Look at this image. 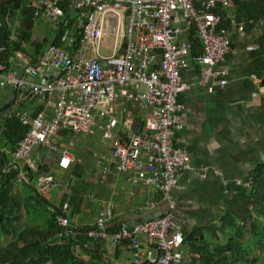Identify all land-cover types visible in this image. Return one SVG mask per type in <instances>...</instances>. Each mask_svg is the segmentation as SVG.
Instances as JSON below:
<instances>
[{
    "label": "built area",
    "instance_id": "1",
    "mask_svg": "<svg viewBox=\"0 0 264 264\" xmlns=\"http://www.w3.org/2000/svg\"><path fill=\"white\" fill-rule=\"evenodd\" d=\"M34 3L35 27L42 21L61 24V28L70 25L73 33L69 35L65 29L56 46L49 45L31 57L14 53L22 63L19 72L7 70L0 61V87L20 90L19 98L31 101L26 113L19 116L24 135L10 153L3 172L26 167L40 173L36 189L44 195L50 185L53 187L50 166L56 165L60 172L80 166L82 159L69 150L74 139L99 132L110 153L106 167H102L106 156L96 157L101 183L111 173L126 176L132 186L151 188L166 202V210L162 216L129 227L114 221L115 206L108 203L90 228L80 232L71 226L69 202L62 194L50 209L60 211L56 243L82 235L87 241L84 249L89 242H101L127 251L129 264H179L184 238L174 222L171 193L183 191L178 177L192 171L186 151L172 146L174 129H181L178 97L188 90L179 72L194 63L198 66V85L209 93L226 85L225 72L219 66L229 50L230 37L219 26L227 20L238 32L244 30V24L235 21L233 1ZM61 4L69 9L66 15ZM191 31L201 46V54L196 57H190L192 44L179 40L181 33L188 35ZM107 36L112 37L110 45L106 44ZM119 37L123 38L120 45ZM102 49L111 54H101ZM3 52L0 47V56ZM33 150L37 154L31 157ZM18 181H24L20 171ZM249 184L234 181L236 187L248 188ZM223 185L226 189L228 183ZM84 199L89 201L93 196L84 195ZM155 206L156 202L149 199L141 209L152 210ZM113 225L116 229L109 231Z\"/></svg>",
    "mask_w": 264,
    "mask_h": 264
},
{
    "label": "crops",
    "instance_id": "2",
    "mask_svg": "<svg viewBox=\"0 0 264 264\" xmlns=\"http://www.w3.org/2000/svg\"><path fill=\"white\" fill-rule=\"evenodd\" d=\"M54 29L52 24L39 22L32 34L31 45L36 47L41 44L42 39L48 38ZM225 30L230 37V47L219 66L225 72L226 85L223 88H216L209 93L205 87L199 86L198 66L194 63H189L187 68L180 69L179 72L181 80L188 85V90L178 97V103L182 107L179 113L181 129H174L172 146L186 151L192 171L179 175L178 182L183 191H172L171 199L175 204L174 222L184 239L197 228L217 227L223 212V198L228 189L234 187V181L244 179L257 164L264 161V86L261 84L262 78L253 72V61L258 55H252L259 46L264 25H256L251 30H246L244 26V30L238 32L230 24ZM192 33H181L179 37L181 42L192 44L191 52ZM197 43L199 44L198 41ZM198 48L200 50L201 46ZM191 52L190 57L201 54L198 51L193 56ZM28 54L30 57L36 55L31 50ZM21 66L20 62L13 64L16 71H20ZM103 146L109 150L108 145ZM53 166L57 168L56 165ZM57 172L65 178L70 169L66 172L57 169ZM224 183H228L226 189ZM104 185L107 199H95V193L91 192L89 194L93 199L87 201L81 195L78 196L80 202L69 203L68 214H73L69 217L71 222L80 210L83 215L91 216L90 223L85 224L90 225L108 203L115 206L114 221L125 223L129 227L143 220L162 216L166 210V202L154 194L151 188L132 186L126 176L111 173ZM57 186L59 185H53L49 199L55 206L62 194L69 200L71 197L75 198L76 193L79 194L71 191L63 193ZM149 199L156 202L155 208L141 209ZM92 201L95 204L90 207ZM76 220L78 224H82L81 219ZM203 236L207 240L210 238L208 233H203ZM218 237L221 240V236ZM192 249L187 241H183L179 248V264H201L199 255ZM95 255L92 252L85 258L90 259L88 264H129L130 259L127 251L110 248L105 244L101 246L99 262Z\"/></svg>",
    "mask_w": 264,
    "mask_h": 264
},
{
    "label": "trees",
    "instance_id": "3",
    "mask_svg": "<svg viewBox=\"0 0 264 264\" xmlns=\"http://www.w3.org/2000/svg\"><path fill=\"white\" fill-rule=\"evenodd\" d=\"M232 1L236 23H243L246 30L259 24L264 25V0ZM34 6V0H0V47L4 48L0 61L7 70L16 71L13 64H18L19 61L14 58V53L28 54L31 50L38 54L51 43L56 46L65 29L69 35L73 33L70 25H64L59 30L61 24H58L48 38L42 39L41 44L33 47L31 39L35 30L32 18ZM61 8L66 15L69 9L65 4H61ZM249 21L252 22L251 25L248 24ZM229 25L230 22L225 20L219 27L225 29ZM191 39V54L196 56L198 51L201 52L198 48L200 45L194 35ZM258 44V48L252 52V55H258L253 61V72L262 78L261 84L264 86V33ZM2 106L0 105V109ZM0 122V140L4 142L2 147L8 148V152L0 149V264H88L90 259L85 258L92 252L96 253L95 258L99 262L101 242H89L88 248L84 249L83 245L87 241L85 237L78 235L75 238H63L60 244L56 243L59 231L56 218L60 211H50L54 208L53 203L38 193L33 183L18 181L19 171L30 181L35 179L34 172L26 167L3 172V168L10 162V153L24 135L25 129L19 123L18 113H11L10 108L5 119L0 116ZM75 174L79 176L80 173ZM241 181H249V187L234 186L228 189L229 192L223 198V212L217 227L197 228L184 239L199 255L201 264H264L261 259V252H264V161L257 164ZM18 183L24 189V194L16 192L15 185ZM82 185L85 187L86 184ZM78 196L76 193L75 198L71 197L68 202L77 203L80 199ZM21 214L25 218L23 222ZM67 216L71 218L72 212L67 213ZM71 226H76L74 228L80 232L90 228V225L79 226L72 223ZM114 229L116 225L111 226L109 231ZM203 233H208L210 238L207 240ZM218 236L225 239L220 241Z\"/></svg>",
    "mask_w": 264,
    "mask_h": 264
},
{
    "label": "rangeland",
    "instance_id": "4",
    "mask_svg": "<svg viewBox=\"0 0 264 264\" xmlns=\"http://www.w3.org/2000/svg\"><path fill=\"white\" fill-rule=\"evenodd\" d=\"M125 32H126V19L125 17H123L122 33H125ZM111 40H112V37L107 36L106 44L110 45ZM122 42H123V38L121 37L118 39L119 45ZM100 51H101V54H111L110 51H105L103 49ZM11 97H12L11 89L0 87V105H5L7 102H9L12 99ZM30 105H31L30 100L23 99L21 97L14 103V105L10 107V112L11 113L17 112L19 116H23L26 113L27 109H29ZM0 143H1L0 149L3 148L4 151L8 152L7 146L2 147V144L4 145V142L2 141ZM73 143H74V147L69 150L72 152L74 156L81 158L82 163L80 166H74L70 168V173L68 174V176H65V178L63 177V174H60L59 172H57V169L54 168L53 165H51L50 168L48 169L49 171L48 173H51L54 179L53 185H59L57 186V188H59L63 193L69 192V191H71V193L72 192L76 193L77 191L79 192V196L81 195L83 196V195H88L91 192H94L95 193L94 198L96 197L98 199L99 197L101 200L107 199L108 198L107 190L104 184L107 181L108 176L101 183V181L103 180L101 177L102 175L97 173L99 168L97 169L95 166V162L97 159L96 157L99 155H105L107 158V162L103 163L102 167H106L108 165V162L110 161V153H108L109 150L107 149L106 146H103V144H106L107 141L102 139L101 134L99 132H96L94 135H81L77 137L76 139H74ZM36 154L37 153L35 152V150H33L31 153V157ZM74 172L75 173L79 172L80 173L79 176L76 175ZM39 175L40 173H35V179L33 181H30L27 178V176H24V181L31 183V184L33 183L34 186L37 187V180H38ZM82 183L86 184L85 187H83ZM52 188L53 187L50 185L48 188L49 190L46 191L45 194L43 193L44 198L51 199L50 196H51ZM15 190L16 192H19V193H23V194L25 193L20 183L15 185ZM94 204L95 202L92 201L90 203V207H92ZM76 218L81 219L80 222L82 224H78ZM21 220H22L21 222L25 220L23 214H21ZM72 220L73 221L71 223L74 225L85 226V224L90 223L91 216L89 215L85 216L83 215L82 212H80V210H78V212L74 216V219ZM224 239L225 238L221 236L220 241H223ZM2 242L5 243L4 240H2ZM261 259L264 260L263 251L261 252Z\"/></svg>",
    "mask_w": 264,
    "mask_h": 264
},
{
    "label": "water",
    "instance_id": "5",
    "mask_svg": "<svg viewBox=\"0 0 264 264\" xmlns=\"http://www.w3.org/2000/svg\"><path fill=\"white\" fill-rule=\"evenodd\" d=\"M60 29L61 27H59V30ZM51 45H53V43H51ZM19 94H20V90H16V91L12 90V99L9 102H7L5 105H3L2 108L0 109V116L2 117V119L6 118V116L8 115V108L14 105V103L18 100Z\"/></svg>",
    "mask_w": 264,
    "mask_h": 264
}]
</instances>
